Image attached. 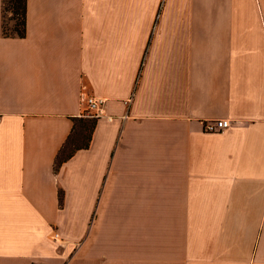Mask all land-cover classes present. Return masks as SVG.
Masks as SVG:
<instances>
[{
  "label": "crops",
  "instance_id": "1",
  "mask_svg": "<svg viewBox=\"0 0 264 264\" xmlns=\"http://www.w3.org/2000/svg\"><path fill=\"white\" fill-rule=\"evenodd\" d=\"M2 1L0 264H264V0Z\"/></svg>",
  "mask_w": 264,
  "mask_h": 264
},
{
  "label": "trees",
  "instance_id": "2",
  "mask_svg": "<svg viewBox=\"0 0 264 264\" xmlns=\"http://www.w3.org/2000/svg\"><path fill=\"white\" fill-rule=\"evenodd\" d=\"M3 18L5 21L6 13H9L10 18L9 20L13 23L12 28L9 29L10 31H7L4 27L3 33L6 36H18L23 37L25 35V9H26V0H3ZM5 26V25H4ZM82 126L83 130L88 131L87 135V141L84 142L80 146H75L74 148H70V142L73 138L74 132L77 129V126ZM96 125L95 119H75L74 120V127H73V133L69 136L67 142L57 155L56 161H55V170H57L58 166L68 158H70L77 150L80 149H86L89 144V140L91 137L92 130L94 129ZM59 200L61 203L62 200V194L59 192Z\"/></svg>",
  "mask_w": 264,
  "mask_h": 264
},
{
  "label": "built area",
  "instance_id": "3",
  "mask_svg": "<svg viewBox=\"0 0 264 264\" xmlns=\"http://www.w3.org/2000/svg\"><path fill=\"white\" fill-rule=\"evenodd\" d=\"M82 116L97 119L104 116V99L83 94L81 96ZM231 122L227 119H218L204 123V131L215 133L229 128Z\"/></svg>",
  "mask_w": 264,
  "mask_h": 264
},
{
  "label": "rangeland",
  "instance_id": "4",
  "mask_svg": "<svg viewBox=\"0 0 264 264\" xmlns=\"http://www.w3.org/2000/svg\"><path fill=\"white\" fill-rule=\"evenodd\" d=\"M10 15L9 13H6V18H5V25L9 28V23H11V21L9 20ZM7 23V24H6ZM89 119V118H87ZM87 135H88V131L87 130H83L82 126L80 127L79 125L77 126V129L74 132L73 138L70 142L69 147L70 148H74L75 146H80L82 145L84 142L87 141Z\"/></svg>",
  "mask_w": 264,
  "mask_h": 264
}]
</instances>
